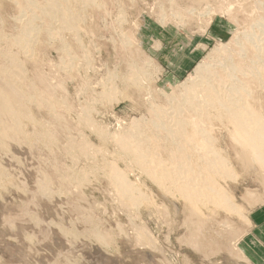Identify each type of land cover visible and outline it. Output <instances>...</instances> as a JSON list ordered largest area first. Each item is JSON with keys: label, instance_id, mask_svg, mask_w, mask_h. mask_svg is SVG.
Returning a JSON list of instances; mask_svg holds the SVG:
<instances>
[{"label": "rangeland", "instance_id": "1", "mask_svg": "<svg viewBox=\"0 0 264 264\" xmlns=\"http://www.w3.org/2000/svg\"><path fill=\"white\" fill-rule=\"evenodd\" d=\"M96 1L100 9L84 0L68 7L81 45L74 32L62 33L64 42L56 39L51 30L61 28H52L41 15L36 25L43 31L26 57L8 45L20 36V7L15 0H0V67L6 66L5 54L14 52L20 59L25 75L20 83L36 100L27 110L56 141L54 146L38 139L41 127L29 123V146L12 145L0 153L7 175L0 188V264H264V179L260 169L240 165L237 147L225 131L215 129L214 138L230 158L233 177L221 178L220 184L241 215L214 206L193 215L182 198L164 192L121 158L112 139L138 125L143 134L153 132L150 110L198 79L199 66L219 71L224 61L218 49L234 51V58L247 65L249 58L239 56V48L244 35L258 30L257 22L264 19V0ZM136 69L147 79L141 91L123 83ZM252 87L261 93L258 107L264 115V87ZM104 88L115 89L117 100L101 102ZM56 98L68 105L52 114L48 107ZM87 109L93 114L84 120ZM86 119L111 138L101 141L99 133L85 129ZM68 137L77 142L76 151L66 149ZM83 145H89L85 155ZM163 147L159 152L167 159ZM114 164L141 189V205L120 200L110 181ZM76 171H82L81 185L70 180ZM43 178L49 183L44 191ZM142 230L149 244L137 240ZM95 234L109 244H100Z\"/></svg>", "mask_w": 264, "mask_h": 264}, {"label": "bare ground", "instance_id": "2", "mask_svg": "<svg viewBox=\"0 0 264 264\" xmlns=\"http://www.w3.org/2000/svg\"><path fill=\"white\" fill-rule=\"evenodd\" d=\"M23 1L25 0H15L21 11V17H18L20 27H22L20 36L16 40L8 41L10 44L6 43L16 48L18 53H24L26 57H30L35 39L43 31L38 29L36 25V20L41 15V17L44 16L45 21L50 23L52 28L55 26L61 28L57 31L51 30L57 33L56 39L59 36L63 40L64 36L74 32L75 34H72L75 40L80 43L79 29L72 27L75 21L68 8L73 0H40L37 3L28 0L25 1V4ZM84 3L88 7L101 8V4L96 0H84ZM178 9L181 10V8ZM256 26H258V30H252L244 35V40L241 41L243 44L239 48V56L247 55L249 58L247 65L243 64L246 61H241V63L234 58V51L227 52L226 47L218 49L216 53L223 54L221 57L224 61L221 63L219 71L210 72L204 66H199L197 68L198 79L183 84L182 88L180 87L179 95L181 99H178L179 95L175 94L174 96L177 97L174 98L173 96V99L168 100L164 106L154 105L153 109L150 110V116L153 120H150L148 125H151L153 130L151 133L154 134L149 131L145 132L147 134H143L144 131L138 125L130 133L123 132L112 137L121 158L127 160L131 164L130 166L136 167L146 177L150 178L164 192L182 198L193 215L200 214L202 207L208 208L211 206L241 215L239 207L233 203L232 196L220 184L221 178L232 176V171L231 163L228 160L230 158L222 153V149L218 147L217 138H214L218 135L215 129L225 131L226 137H229L227 139H231L237 147L235 151L236 154L240 155L238 160L240 165L245 166V169H260L261 176L264 179V115L258 107L261 93L252 87V85H257V88L264 87V19L258 21ZM65 55L67 56V54ZM68 55L70 54L68 53ZM4 57L3 61L6 60V63L4 62L6 66L0 67V153L6 152L7 149L10 150L12 145H28V139L32 137L27 136L28 133L25 128L27 127L26 124L29 123L33 124L34 127H37V125L41 127L38 139L46 140L48 145L49 143L56 145L55 140L51 141L48 138V132H45L46 128H43L45 126L36 121L27 110L29 105L36 104V100L33 95L27 96V88H24L20 83V79L25 80L23 64L14 52L13 54H5ZM134 66L136 65L134 64ZM27 79L28 87H32L33 84ZM123 80L124 82H122L126 88L134 87L141 91L145 78L143 79L142 73L139 69H136ZM245 80L247 81L245 82ZM44 81L47 82L48 80ZM46 84L47 89H51L52 85L49 81ZM115 94V89L104 88L100 96L101 102L102 100L103 103H105L104 101L117 100L115 99L117 94ZM125 95L128 98L132 96ZM57 98L59 97L57 96ZM57 98L55 104L51 103L48 107L53 112L52 114L57 113L58 108H62L66 103L65 101H59ZM68 109L69 106H67ZM85 111L82 114L83 119L85 116H89L93 109ZM87 121V128L85 129L99 133L98 137L101 141L111 138L110 133L106 130H102L98 125L96 128L92 119ZM83 123L86 124L84 121ZM40 129H36V131H40ZM214 132H216V136H214ZM75 142L74 139L68 137L66 149L76 151L78 144L76 145L77 142ZM161 142H164V145H161ZM162 147L167 152V159H163L161 152H159ZM88 150L89 145H83L81 153L87 154L90 152ZM78 172L76 171V174L74 173L70 180L81 185L85 180L80 177L81 174L79 176L82 171ZM110 173V181H112V185H114L121 201L129 206H139L143 203L144 194L136 185L128 182L125 172L118 169L114 164L111 166ZM6 176L0 162V188L5 186L3 179ZM41 184L40 189L43 186L46 187L49 183L47 179L44 180L43 178ZM42 190L44 191V189ZM44 193L46 192H40L39 196H45ZM142 232L137 240L143 244L148 243V238L144 235L145 232L143 234ZM95 237L100 244L102 243L104 246L109 244V241L102 238L100 234H95Z\"/></svg>", "mask_w": 264, "mask_h": 264}]
</instances>
